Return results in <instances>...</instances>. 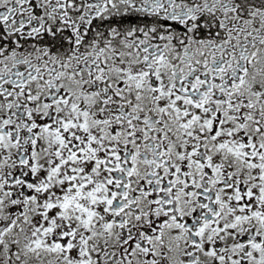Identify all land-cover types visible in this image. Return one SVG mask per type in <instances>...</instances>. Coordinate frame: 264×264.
Returning a JSON list of instances; mask_svg holds the SVG:
<instances>
[{"label": "snow or ice", "instance_id": "1", "mask_svg": "<svg viewBox=\"0 0 264 264\" xmlns=\"http://www.w3.org/2000/svg\"><path fill=\"white\" fill-rule=\"evenodd\" d=\"M0 264H264V0H0Z\"/></svg>", "mask_w": 264, "mask_h": 264}]
</instances>
